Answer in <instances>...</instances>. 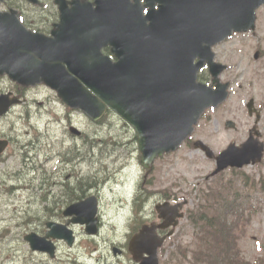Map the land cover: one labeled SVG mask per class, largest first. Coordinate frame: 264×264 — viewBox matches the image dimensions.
<instances>
[{
    "label": "water",
    "instance_id": "obj_1",
    "mask_svg": "<svg viewBox=\"0 0 264 264\" xmlns=\"http://www.w3.org/2000/svg\"><path fill=\"white\" fill-rule=\"evenodd\" d=\"M127 1L98 0L99 9L92 14L82 12L78 21H75V9L65 12L59 30L53 33L59 48L64 36L59 39L58 34L68 33L67 46L60 51L74 48L83 35L81 27L91 29L90 45L101 40L102 44L114 45L119 62L112 66L90 65L85 54L81 55L83 83L94 97L76 82L56 87L69 106L80 108L93 121L109 108L132 123L137 131L142 163L147 164L155 156L178 146L191 133L192 125L204 109L226 98L225 86L212 91L195 82L196 74L204 64L214 66L210 46L232 30L247 27L254 8L263 0H149L158 3V9L148 10L144 20L137 5L130 6ZM15 22L14 15L0 14V63L3 56L11 57L19 51L7 46L11 51L5 52L8 49L2 47L4 40L7 45L14 41L11 34L16 30ZM6 69L11 78L25 81L20 73H28L24 67L6 68L0 64V74ZM211 72L216 78L217 72L212 69ZM46 83L53 86V78L48 77ZM249 142L240 150L230 146L225 165L259 160L262 145ZM78 211L80 222L89 227L91 221L85 222L87 216ZM32 248L39 249L38 244L33 242ZM151 253L155 257V250L151 249Z\"/></svg>",
    "mask_w": 264,
    "mask_h": 264
},
{
    "label": "rangeland",
    "instance_id": "obj_2",
    "mask_svg": "<svg viewBox=\"0 0 264 264\" xmlns=\"http://www.w3.org/2000/svg\"><path fill=\"white\" fill-rule=\"evenodd\" d=\"M256 39L264 42V33L261 34L260 37H251L250 34H247L246 36L238 35L235 39H233L234 41L231 44L226 43L220 45L214 51L216 53L217 60L230 66V70L222 76V80L227 81L228 78H230L229 81L232 80V87L230 89L228 99L215 109L208 110L200 119L195 129L194 138L201 139L215 152H219L224 149L228 143H238L246 138L247 130L253 123V118L247 116L245 108V103L249 99H253L255 106L259 111H261L262 116L258 126L262 131V138L264 140V60L259 62L253 61L252 55ZM238 42L242 43L244 48L238 45ZM259 47L264 49V45ZM239 59L243 60L242 65H245L246 63H250L251 65H247L241 69L242 65L239 67L237 62ZM6 85L7 83L5 81H0V88L5 87ZM49 96V93L46 91H43L39 96V99L41 100L46 98L45 108L40 105H32L29 108V125H26L22 121L24 123L23 124L18 118L14 119L17 120L15 125L17 130L16 145L23 146L28 138L32 139L37 148V161L35 162L37 170H41L38 162H42L48 173L55 174L54 167L57 164L56 158L53 157L50 162L45 163L43 162L44 157L50 154L53 156L54 153H57L58 151H74L77 145L69 139V136H66L65 133L60 130L63 123L56 120L55 114L51 113L53 107L47 101L48 98L51 100V97ZM16 111H19V109H16L14 112ZM14 115L19 116V113H15ZM72 119L73 122L76 123L77 127L88 134L87 140H95L97 142V147H88L87 142H85L84 148L79 149L81 157L78 162L75 161L73 163H69L68 165H61V169L65 172L64 174H70L68 180L69 186L76 184L77 179L75 176H79V174H81L80 176L90 174L89 177L81 180L84 182H94V188L99 192L100 190L97 188L99 179L104 177L106 181L113 182L117 178L113 176L118 174L119 168H123V166L127 165L130 161H132L131 164L132 167H134L136 160L134 157L136 156V147L134 144H130L129 132L120 120L115 119L112 115H107L102 118L99 123L92 124L79 113L73 114L71 121ZM12 120L13 118L9 117L7 120L1 122L0 131L6 132L8 125H11L8 123ZM226 120L233 121L236 126V130L225 129L224 122ZM27 133L29 136H27ZM113 141L119 142V145L112 144ZM18 146H13L11 151H13V149L17 151L19 148ZM89 149H94V151L91 152ZM88 153H94L95 159L98 161L94 160V162H92V156H89ZM117 156H119V159ZM70 158H72L71 155ZM85 158L86 160H81ZM18 161L19 160L16 156L14 160L5 162V165L9 170L14 167L17 168L19 163ZM3 166V164H0L1 190L7 189L11 184H17V181H9L6 174H2L5 171L3 170L5 169ZM213 167L214 164L207 160L200 151H195L191 146L185 144L172 155L160 159L155 164L153 173L149 174L150 177L148 178V181L153 183V185H151L152 189H154V183H156L158 187H163L164 190H167V192L190 199V204H188L185 208V217L180 221L179 225L175 229L174 235L165 242L163 251H160L159 253L161 264H190V254L186 258H182L180 253L181 248L191 244L194 234L196 233V230L192 228L188 220L187 214L190 211H193L195 204H197V191L199 187H204L206 185L204 183V178L213 169ZM126 170L127 168H125L123 172L126 173ZM233 170L234 171L232 172L229 170L223 172L220 179L217 177L215 181H213L214 178L208 180V185L214 186L215 183L217 184L221 179H225L232 182L233 189L237 186H244L242 174L254 177L255 179L264 177V161L260 165L246 166L241 170ZM53 174L29 173L21 175L26 180L33 179L32 184L35 186H38L40 176L42 175H44L43 178L48 183L63 181V176L54 178ZM66 176L67 175H65V178ZM119 178L124 182L125 178L123 176ZM117 181H119V179H117ZM129 184L130 187H132L131 183ZM107 185H105L102 189L105 199L101 198V202L103 203L104 218L105 220L109 219V222L103 227L100 243L103 255H107V257L103 259V262L106 259L115 261V259L111 256L110 246L103 242V235L110 234L112 236L110 238L111 243L118 244L124 242L125 233L128 231L123 216L120 214L114 215L108 206V204L117 205L121 194L116 196L109 195L111 192L107 191ZM28 190L15 192L10 196L11 200L9 201H7L9 196L2 194L0 196V210H2L3 213H5V211L13 213V209L17 208V206L26 207L28 201L25 199V192ZM54 191L55 190H53V192ZM114 191H117V186L112 192ZM254 191L256 190L249 192V200H252L254 204L258 201L257 207H261L262 210L255 212L252 220L246 227L245 233L239 240V248L242 251V256L250 262L256 258L264 259V198L260 199L261 197L258 196V192ZM59 192H61V190H56L58 195ZM124 195H126V193H124L123 196ZM19 197H22V199L16 200V198ZM35 197H38V195H33L30 202L39 203ZM38 208L39 207H36V209ZM126 212L130 214L128 208H126ZM38 213L39 210L35 212V214ZM111 221L119 227L120 231L118 234L112 233L110 226ZM13 224L14 222L12 225ZM11 238L12 237H8L6 240L0 241V264H13L10 260H5L4 258L9 256L17 259L18 257L14 253L15 248L19 250L18 254L20 256H22V254H27L23 244H17L16 240ZM83 240L78 243L72 252H69L68 256L64 253V251H62V249L61 254L59 255V260L65 261L66 259L69 264H71L72 260L77 261L78 263L76 264H97L89 262V260L86 259L85 256L92 246L90 241L85 239ZM194 246L195 249L198 248L196 243ZM81 249L86 252L85 256L83 255ZM34 259H37V257H34ZM119 261L122 262L121 264H132L130 259L121 258ZM255 261L250 264H254ZM16 264H19V262H16Z\"/></svg>",
    "mask_w": 264,
    "mask_h": 264
},
{
    "label": "trees",
    "instance_id": "obj_3",
    "mask_svg": "<svg viewBox=\"0 0 264 264\" xmlns=\"http://www.w3.org/2000/svg\"><path fill=\"white\" fill-rule=\"evenodd\" d=\"M203 80V76H200ZM81 184L79 183V186ZM215 207L208 204V208ZM213 211L215 208H212ZM210 218L208 222H205L206 228H208V245H212L217 253L219 260H211L210 264H243L238 262L239 258L235 252V246L233 241L232 228L235 224L228 223L226 220L219 221L218 216ZM203 220V219H202Z\"/></svg>",
    "mask_w": 264,
    "mask_h": 264
},
{
    "label": "flooded vegetation",
    "instance_id": "obj_4",
    "mask_svg": "<svg viewBox=\"0 0 264 264\" xmlns=\"http://www.w3.org/2000/svg\"><path fill=\"white\" fill-rule=\"evenodd\" d=\"M16 1H21V2H17L15 4V9L18 11V13L20 14L21 17H27L26 14H24L22 12V11L25 10V6H26L25 3H24L25 2L24 0H10L9 2H6V4H11L12 2H16ZM41 1H46V0H41ZM49 13H50L51 19H53V20H57L58 19L57 10H55L53 7H52V9H51V11ZM51 30H52V25L44 27V28H41V29L38 27L36 32L39 33V34H43V35L48 36ZM13 88H14V93L13 92H7V93H12L14 96L19 97L21 99L22 103H24L25 99H22L21 97H22V95L25 94L26 90L22 89L20 87H17V86H13ZM4 155L5 154H3L1 156V159L4 158ZM49 221L63 222L64 219L62 218L61 212H58V210H56L53 214L50 215Z\"/></svg>",
    "mask_w": 264,
    "mask_h": 264
}]
</instances>
